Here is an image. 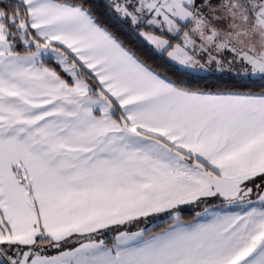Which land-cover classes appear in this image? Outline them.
<instances>
[{
  "label": "snow or ice",
  "instance_id": "6c2138e0",
  "mask_svg": "<svg viewBox=\"0 0 264 264\" xmlns=\"http://www.w3.org/2000/svg\"><path fill=\"white\" fill-rule=\"evenodd\" d=\"M0 264H264V0H0Z\"/></svg>",
  "mask_w": 264,
  "mask_h": 264
},
{
  "label": "trees",
  "instance_id": "16d2710c",
  "mask_svg": "<svg viewBox=\"0 0 264 264\" xmlns=\"http://www.w3.org/2000/svg\"><path fill=\"white\" fill-rule=\"evenodd\" d=\"M185 215H186V216H189V218H190V213H185Z\"/></svg>",
  "mask_w": 264,
  "mask_h": 264
}]
</instances>
